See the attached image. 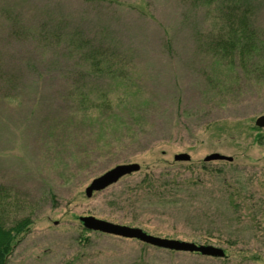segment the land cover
Returning a JSON list of instances; mask_svg holds the SVG:
<instances>
[{"label": "rangeland", "instance_id": "rangeland-1", "mask_svg": "<svg viewBox=\"0 0 264 264\" xmlns=\"http://www.w3.org/2000/svg\"><path fill=\"white\" fill-rule=\"evenodd\" d=\"M246 2L258 49L243 66L215 54L231 12L216 5L0 0V217L31 219L5 264H264V0ZM127 163L139 169L86 196ZM84 215L224 256L88 230Z\"/></svg>", "mask_w": 264, "mask_h": 264}, {"label": "trees", "instance_id": "trees-1", "mask_svg": "<svg viewBox=\"0 0 264 264\" xmlns=\"http://www.w3.org/2000/svg\"><path fill=\"white\" fill-rule=\"evenodd\" d=\"M188 1L192 4H204L206 6L216 5L220 8H225L226 12L231 11L226 20L225 29L214 37L213 47L215 49V54L227 61L233 59L232 56L237 54L241 65L244 66L247 62L245 56L247 54H252L253 51H257L258 49L256 36L251 28L250 18L248 16V9L244 8L238 11L243 7H247L249 3H247L246 0ZM236 7L237 9H235ZM260 68L264 71V66H260ZM147 179L150 180V177H147ZM225 197L229 206L236 205L232 201V199L236 197L233 192L227 191ZM30 224L31 219L25 216L15 220L11 226H6L0 217V264L6 263L13 245L21 235L29 230Z\"/></svg>", "mask_w": 264, "mask_h": 264}, {"label": "water", "instance_id": "water-1", "mask_svg": "<svg viewBox=\"0 0 264 264\" xmlns=\"http://www.w3.org/2000/svg\"><path fill=\"white\" fill-rule=\"evenodd\" d=\"M254 124L257 127L264 128V113L258 115L254 119ZM173 158L174 160L179 161H188L190 159L189 155L185 153L174 154ZM211 160H224L230 162L232 161V157L219 152H212L203 157V161L205 162ZM138 169L139 164L137 163L117 164L102 174L94 177L85 188V194L86 196H89L92 191L103 189L104 187L115 182L122 175L137 171ZM78 219L82 226L88 230L99 231L124 238H134L155 247L174 251L195 252L200 255L210 257L220 258L224 256L223 249L212 244H197L192 241L154 236L144 232L139 227L114 223L104 219L96 218L93 215L79 216Z\"/></svg>", "mask_w": 264, "mask_h": 264}]
</instances>
